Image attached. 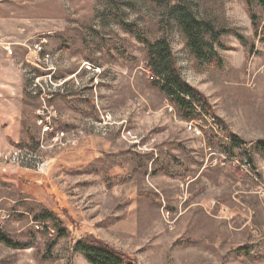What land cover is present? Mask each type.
Instances as JSON below:
<instances>
[{
	"label": "rangeland",
	"instance_id": "rangeland-1",
	"mask_svg": "<svg viewBox=\"0 0 264 264\" xmlns=\"http://www.w3.org/2000/svg\"><path fill=\"white\" fill-rule=\"evenodd\" d=\"M173 1L232 32L215 45L220 67L199 64L149 0H0L4 77L19 92L0 155V232L19 248L0 243V264H89L74 251L87 236L138 264H264L238 252L264 256V13L253 6L254 25L244 0ZM121 24L169 40L254 167L211 153L151 86L144 45ZM42 211L69 236L35 221Z\"/></svg>",
	"mask_w": 264,
	"mask_h": 264
},
{
	"label": "trees",
	"instance_id": "trees-1",
	"mask_svg": "<svg viewBox=\"0 0 264 264\" xmlns=\"http://www.w3.org/2000/svg\"><path fill=\"white\" fill-rule=\"evenodd\" d=\"M149 2L158 9L165 8V14L169 17L168 23L177 27L187 49L199 64L221 66L215 45L221 37L232 34L231 31L217 29L211 22L198 19L190 7L182 2L173 0H149ZM244 2L252 23L256 25L257 17L253 6L258 5L264 13V0H244ZM121 25L127 33L144 45L146 70L151 77V86L165 96L184 121L199 127L211 153L225 158L226 161L238 159L246 162L249 167H254L248 144L232 133L215 116L207 99L184 81L169 40L162 37L149 41L135 25ZM236 37L244 46L247 56L255 53L253 45L238 34ZM208 119H211L213 124H210ZM254 151L264 158V142L256 143ZM35 221L52 222L57 239L69 236L67 229L61 226L60 220L50 212L42 211ZM0 243L9 248H19V245L8 240L1 232ZM53 245L54 243L51 246ZM74 251L82 253L89 264H138L130 257L89 236L79 240L74 246ZM238 252L245 253L253 262L264 260V256H254L252 248H241Z\"/></svg>",
	"mask_w": 264,
	"mask_h": 264
},
{
	"label": "crops",
	"instance_id": "crops-1",
	"mask_svg": "<svg viewBox=\"0 0 264 264\" xmlns=\"http://www.w3.org/2000/svg\"><path fill=\"white\" fill-rule=\"evenodd\" d=\"M7 58L5 49L0 48V155L8 147L7 144L10 138L6 127L12 123L11 108L15 95H19L17 80L11 77H4V75L9 76L11 71V65L8 64L9 62H4ZM3 127L5 129H2Z\"/></svg>",
	"mask_w": 264,
	"mask_h": 264
},
{
	"label": "built area",
	"instance_id": "built-area-1",
	"mask_svg": "<svg viewBox=\"0 0 264 264\" xmlns=\"http://www.w3.org/2000/svg\"><path fill=\"white\" fill-rule=\"evenodd\" d=\"M6 49V51L9 53V54H11L12 53V50L11 49H7V48H5Z\"/></svg>",
	"mask_w": 264,
	"mask_h": 264
}]
</instances>
